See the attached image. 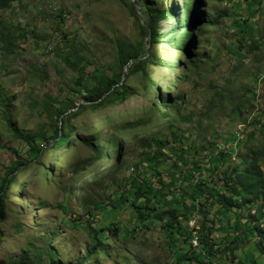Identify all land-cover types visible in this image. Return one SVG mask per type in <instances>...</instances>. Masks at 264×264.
<instances>
[{
	"label": "rangeland",
	"instance_id": "374dc122",
	"mask_svg": "<svg viewBox=\"0 0 264 264\" xmlns=\"http://www.w3.org/2000/svg\"><path fill=\"white\" fill-rule=\"evenodd\" d=\"M131 1L138 17L128 0H13L0 8V187L10 180L0 194V264H49L50 252L57 264H264V215L211 195L208 215L193 213L205 166L186 180L194 166L173 143L185 128L182 146L209 152L195 151L197 160L218 158L211 187L233 203L240 196L223 186L236 180L235 166L241 172L253 160L264 178V153L256 154L264 145V0ZM142 39L147 74L134 70L138 60L125 68L118 61L119 41ZM68 52L79 54L78 69L65 62ZM103 74L129 97L88 101L85 88ZM60 102L70 105L56 118ZM6 108L19 131L36 136L35 158L9 129ZM69 125L67 144H55V129ZM144 175L164 196L122 197ZM170 202L219 246L209 260L198 255L205 245L192 247L187 222L181 232L163 228Z\"/></svg>",
	"mask_w": 264,
	"mask_h": 264
},
{
	"label": "trees",
	"instance_id": "16d2710c",
	"mask_svg": "<svg viewBox=\"0 0 264 264\" xmlns=\"http://www.w3.org/2000/svg\"><path fill=\"white\" fill-rule=\"evenodd\" d=\"M13 0H0V8H6L10 5V3ZM140 6H142V4L146 1V0H136ZM242 3L245 2V0H240ZM128 6L129 9L132 13V15H134L135 17H138V15L135 12L136 9V4L135 2H132L131 0H128ZM160 16H158V14H152L151 18L153 19H157ZM153 21H149L150 24H152ZM2 33V32H1ZM151 37H153V32H151ZM117 51H118V61L119 64L122 68L127 67V65L132 61V60H138L135 64V68L134 70H138L141 69L143 72H145L147 74L146 71V64H147V59L145 56V44H144V39L140 40L139 42H137L136 44H127L124 43L122 41H119L117 44ZM74 53V52H73ZM72 52H68V55L64 57L65 62L70 65L73 68H77L78 66V62H76L77 60V55L75 52V56H72ZM73 57V58H72ZM83 67H81V73H83L84 69L82 70ZM83 75L79 74L77 76L76 79V83L77 85H81L82 81H83ZM98 82L96 85L91 86V87H87L85 88V92H86V99L90 102H92L95 105H102L104 102L106 101H112L113 98L115 97L117 99V101H122V100H126L129 97V91L128 89L123 86V85H118V81L117 79H113L109 76H106L105 74L100 76V79H97ZM109 95H114V97H112L111 99L107 98ZM107 98V99H106ZM175 100H180L179 98H175ZM68 103L66 102H60L58 109L55 111V115L56 118H60L61 116L64 115V113L67 111L68 109ZM54 106V104L50 103V102H46L44 103V111L45 113L50 116L51 118L53 117L54 113L52 112V107ZM5 116L7 118L8 121V126L9 129L11 130L12 134L14 135V137H16L17 139H20L22 141H25L26 143H28L30 145V153L32 154L33 158H35V156L41 152V148H38L35 144V139L36 136L31 135L29 133H24L19 131L14 124L11 121V114H10V109L6 108L5 109ZM258 122V120H257ZM259 126L262 127V124L259 123ZM73 127L71 125L68 126L67 130L64 132L62 129L60 128H56L54 131V136H53V141L55 144L59 145V146H63L66 145L67 142L70 139V135L71 132L73 131L72 129ZM180 130H182V133L180 135H178L177 137H175V140L173 141V143L176 145L177 150L176 151V156L178 158H184L185 155H189L188 157H190V163L194 166L193 168H190L189 174L187 177H185L186 180L190 179V182H194L195 178L198 176L197 173L198 171H195V169H200V167L202 165H204V175H206V177L203 178L200 177V183H195L198 186V189L196 191L192 192V197L195 199V201L193 200L194 206L196 207L195 210L193 211V213H198L199 215H208V211H207V200H208V195L213 196V198H215L217 201H223L222 203H224L226 206L228 207H232L234 211H236V207L237 206H243V205H247V203H251L250 206H254L256 207V209L258 211L261 212L262 215H264V178L262 175L261 170L259 169L258 166L255 165V162L250 161V165H248L247 169H245L244 171H239V167L235 166L233 168V172L234 175L236 177V180L232 182V180L230 181H226L225 180V184L223 186L227 187L229 186V189L233 192L236 193V195L240 196V199L233 203L231 200H229L228 198H226V196L221 193L218 189V187H211V185H214V182L217 181L218 179V175H217V171H218V158L217 160H215L214 156L209 157H204L206 155L207 150L205 151V149H201L199 150L196 147H189V148H184L182 146V142H184L186 137V130L185 128H179ZM237 135H238V131L235 132V134L233 136H231V140L234 142H237ZM159 140L155 141V144L159 146ZM216 149L218 148L217 145H215ZM172 151V150H170ZM195 151H203V157L200 158L199 160L196 159L195 155L196 152ZM195 152V153H193ZM225 152H223L221 150V154L220 155H226ZM264 153V145L262 146V149L256 151V154H260L262 155ZM161 155V154H160ZM207 162V164H206ZM209 164V165H208ZM217 166V167H216ZM203 167V166H202ZM16 169V167L14 168ZM232 174V173H231ZM230 174V175H231ZM220 177V176H219ZM202 178V179H201ZM221 179V177H220ZM198 180V177H197ZM213 182V184L210 183ZM158 182V181H157ZM205 182H208L209 185L205 184ZM10 183L9 179H5V183L3 186L0 187V194L3 192V190L5 189V186L7 184ZM162 183V181H161ZM200 186H199V185ZM163 185V184H162ZM181 190V189H179ZM133 191V194L136 195L137 197H140L141 195L143 196H147L146 194L147 192L150 191H156L157 193V197L158 196H162L163 192L161 188H156L154 187V184L152 181L147 180L144 176H139V181L138 184H134V186L131 187H127L126 190L124 191L125 193L122 195L125 196L128 192ZM146 194V195H145ZM164 196V195H163ZM162 196V197H163ZM111 197V195H110ZM148 202H150L151 200H149L150 198H147ZM176 199V197H175ZM192 202V199H191ZM99 203V202H96ZM104 203V202H102ZM89 203H86V205H88ZM172 202L169 203V205H167L168 210H166L165 212H167L169 214V216L167 217V220L164 222L163 224V228L166 227H172L175 228L177 230L181 229H185V225L183 224V221L187 222L186 224V231H190V229L188 228V222L195 218L198 221V218L196 216H189L187 214L186 211L181 212L178 214V211L174 208L171 207ZM1 205V202H0ZM185 205H182V207ZM193 208V207H192ZM189 208V209H192ZM188 210V209H186ZM251 208L246 206L245 212L246 211H250ZM199 211V212H198ZM257 213V212H256ZM157 215V214H156ZM159 216V215H157ZM182 218V221L179 218ZM250 217H253L252 214H250ZM0 219H1V213H0ZM165 218H162V220H164ZM198 225L199 221L197 222ZM205 232V229L201 227L200 225V243L201 245H205V249H203L200 246H197L198 248L201 247V253L198 254L201 257L205 259L209 260L208 257V253H215V251L217 252V248L215 247L217 245H213V243L211 242H204L205 238L203 236ZM191 233V231H190ZM205 235V234H204ZM96 247H98V245H96ZM193 247V245H192ZM196 248V247H195ZM51 255V262L49 264H57L55 257L53 255L52 252H50ZM206 263V262H205ZM213 263V261H212Z\"/></svg>",
	"mask_w": 264,
	"mask_h": 264
},
{
	"label": "built area",
	"instance_id": "2783aa9c",
	"mask_svg": "<svg viewBox=\"0 0 264 264\" xmlns=\"http://www.w3.org/2000/svg\"><path fill=\"white\" fill-rule=\"evenodd\" d=\"M198 221L193 218L191 219L189 222H188V228L190 229L191 231V235H192V245L194 247H197L199 246V243H200V239H199V230H200V225H198L197 223Z\"/></svg>",
	"mask_w": 264,
	"mask_h": 264
},
{
	"label": "clouds",
	"instance_id": "9594fccd",
	"mask_svg": "<svg viewBox=\"0 0 264 264\" xmlns=\"http://www.w3.org/2000/svg\"><path fill=\"white\" fill-rule=\"evenodd\" d=\"M199 239H200V233H199ZM191 244H192V242H191ZM201 245V243H199V246ZM193 248H195L194 246H193Z\"/></svg>",
	"mask_w": 264,
	"mask_h": 264
},
{
	"label": "bare ground",
	"instance_id": "6f19581e",
	"mask_svg": "<svg viewBox=\"0 0 264 264\" xmlns=\"http://www.w3.org/2000/svg\"><path fill=\"white\" fill-rule=\"evenodd\" d=\"M139 175V174H138Z\"/></svg>",
	"mask_w": 264,
	"mask_h": 264
}]
</instances>
